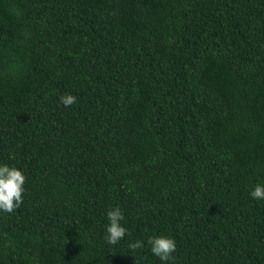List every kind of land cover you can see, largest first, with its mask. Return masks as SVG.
<instances>
[{
    "label": "trees",
    "instance_id": "obj_1",
    "mask_svg": "<svg viewBox=\"0 0 264 264\" xmlns=\"http://www.w3.org/2000/svg\"><path fill=\"white\" fill-rule=\"evenodd\" d=\"M0 163V264H264V0H0Z\"/></svg>",
    "mask_w": 264,
    "mask_h": 264
},
{
    "label": "clouds",
    "instance_id": "obj_2",
    "mask_svg": "<svg viewBox=\"0 0 264 264\" xmlns=\"http://www.w3.org/2000/svg\"><path fill=\"white\" fill-rule=\"evenodd\" d=\"M60 103L68 108L77 102L73 94L59 97ZM26 176L21 169L0 163V211L12 213L22 203V194L25 193ZM249 195L254 200H264V183H256ZM107 224L104 229V239L109 245H116L128 235L124 212L120 206L110 208L106 212ZM147 245L151 254L161 261V264H169L174 259L176 241L168 235H151L147 237ZM129 248L135 252L143 250L145 242L136 240L129 243Z\"/></svg>",
    "mask_w": 264,
    "mask_h": 264
}]
</instances>
